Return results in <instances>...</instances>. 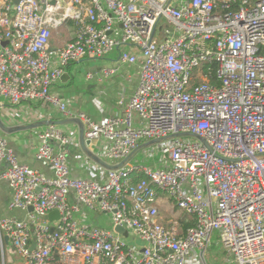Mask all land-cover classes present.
I'll return each mask as SVG.
<instances>
[{
	"label": "built area",
	"instance_id": "obj_1",
	"mask_svg": "<svg viewBox=\"0 0 264 264\" xmlns=\"http://www.w3.org/2000/svg\"><path fill=\"white\" fill-rule=\"evenodd\" d=\"M69 22L76 34L53 59V33ZM0 39V96L12 105L42 101L80 119L86 139L108 142L112 166L147 140L163 152L148 151L155 169L127 160L101 182L71 175V138L57 125L35 154L52 175L0 136V180L10 209L25 213L0 218V248L7 236L17 264H208L214 230L227 264H264V0H0ZM120 47L119 61L141 69L119 114L96 121L52 92L71 63ZM160 201L176 203L178 218ZM83 207L109 214L113 228L80 222Z\"/></svg>",
	"mask_w": 264,
	"mask_h": 264
},
{
	"label": "crops",
	"instance_id": "obj_2",
	"mask_svg": "<svg viewBox=\"0 0 264 264\" xmlns=\"http://www.w3.org/2000/svg\"><path fill=\"white\" fill-rule=\"evenodd\" d=\"M76 34L74 22H69L59 31L53 33L51 39L52 58L56 59L58 52ZM6 41L0 39V49ZM120 49H116L104 58H85L71 63L65 70L68 76L61 78L53 84L52 92L60 97L70 109L84 112L96 121L119 114L121 107L118 100H128L134 93L140 78L141 66L139 63L128 64L119 61ZM81 64L85 65V74H79ZM83 68V67H82ZM114 69L110 75L107 70ZM91 74V76H90ZM0 118L3 123L11 128L25 127L22 130L7 133L0 129V136L7 138L9 145L14 150L18 159L36 169L52 175L51 166L36 159V151L39 145V134L48 129L49 121H59L65 118L57 108L42 101H26L14 106L10 101L0 96ZM47 122V123H46ZM71 138L66 146L71 175L75 178L94 179L101 182L107 180V175L112 166V161L106 159L105 150L107 141L104 138L93 140L89 145L92 155L87 154L81 147L79 139V127L75 123L57 125ZM27 127V128H26ZM143 151V147L133 153L127 164H140L135 160L137 152ZM149 151V150H147ZM148 153V152H146ZM151 165L158 167L159 163L151 159ZM127 164L125 166H127ZM148 167V166H147ZM5 169L0 164V174ZM142 176V175H141ZM11 189L5 179L0 180V218L15 217L22 219L25 213L20 209H10ZM171 201L161 202V209H169ZM76 218L86 224H94L107 229L113 228L111 216L100 211H93L83 207L76 213ZM18 256L7 236L4 237L3 248H0V264H17Z\"/></svg>",
	"mask_w": 264,
	"mask_h": 264
},
{
	"label": "rangeland",
	"instance_id": "obj_3",
	"mask_svg": "<svg viewBox=\"0 0 264 264\" xmlns=\"http://www.w3.org/2000/svg\"><path fill=\"white\" fill-rule=\"evenodd\" d=\"M163 24H168V20L166 18H162L158 24L157 30H158V34L161 30V28L163 27ZM167 38H169L168 36L166 37H161L157 35V41L158 42H163L164 40H166ZM83 67V68H82ZM85 65L81 64V67L79 68V71L81 75L85 74ZM186 139H192L195 140V137L193 136H188V137H184ZM150 148H154L155 149V158H161L163 155L162 152V148H161V143L160 142H149L148 140L145 141V145L143 147V149H145V153L143 151L137 152V155H135V160H137L138 162H140V164L144 165V166H148L152 169H155L156 167L151 165L150 161L151 159H153L152 157H148L146 152H148L147 150H149ZM169 209L171 211L170 217L173 218H178L179 214L181 213L180 209L177 207L176 203L171 202L169 203ZM229 250L225 247V245L221 242L220 239V234L217 230H214L211 238H210V242L209 245L207 247L206 250V258L208 261V264H227L226 263V259L228 257V252Z\"/></svg>",
	"mask_w": 264,
	"mask_h": 264
},
{
	"label": "water",
	"instance_id": "obj_4",
	"mask_svg": "<svg viewBox=\"0 0 264 264\" xmlns=\"http://www.w3.org/2000/svg\"><path fill=\"white\" fill-rule=\"evenodd\" d=\"M19 0H15V2H18ZM67 75V73H64L62 75V79H64ZM47 123V122H46ZM68 123H75L78 125L79 127V139H80V144H81V147L82 149L89 155H92L91 154V151L89 149V145L92 143L91 140L89 139H86L85 138V135H84V124L83 122L80 120V119H77V118H74V119H63V120H59V121H49L47 124H50V125H62V124H68ZM25 127H18V128H15V129H11L9 127H7L3 121L1 120L0 118V129L4 132H7V133H11V132H15V131H18V130H22L24 129ZM27 128V127H26ZM183 135V134H182ZM128 158L125 159L122 163H120L119 165L117 166H110V168H120L122 167L126 162H127ZM30 210H32V208H30ZM59 216V213L58 211H52L50 214H49V218L52 220L54 218H58ZM116 230H118L119 232L123 233L125 236H128V231L123 228V227H117ZM33 247H34V244H33Z\"/></svg>",
	"mask_w": 264,
	"mask_h": 264
},
{
	"label": "trees",
	"instance_id": "obj_5",
	"mask_svg": "<svg viewBox=\"0 0 264 264\" xmlns=\"http://www.w3.org/2000/svg\"><path fill=\"white\" fill-rule=\"evenodd\" d=\"M141 175H142L141 173H137V174H136V177H135V180H139L140 178H142Z\"/></svg>",
	"mask_w": 264,
	"mask_h": 264
}]
</instances>
